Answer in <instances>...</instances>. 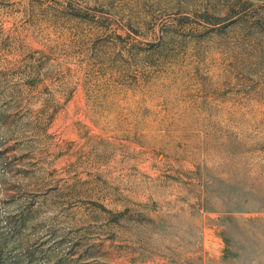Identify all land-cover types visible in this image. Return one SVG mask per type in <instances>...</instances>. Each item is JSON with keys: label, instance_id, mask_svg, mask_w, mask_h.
I'll return each instance as SVG.
<instances>
[{"label": "rangeland", "instance_id": "rangeland-1", "mask_svg": "<svg viewBox=\"0 0 264 264\" xmlns=\"http://www.w3.org/2000/svg\"><path fill=\"white\" fill-rule=\"evenodd\" d=\"M0 264H264V0H0Z\"/></svg>", "mask_w": 264, "mask_h": 264}]
</instances>
